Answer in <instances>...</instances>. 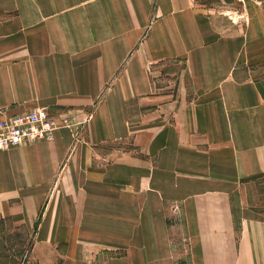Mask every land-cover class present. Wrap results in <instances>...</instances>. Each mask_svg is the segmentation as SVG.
<instances>
[{
	"label": "crops",
	"instance_id": "1",
	"mask_svg": "<svg viewBox=\"0 0 264 264\" xmlns=\"http://www.w3.org/2000/svg\"><path fill=\"white\" fill-rule=\"evenodd\" d=\"M36 107L74 124L0 150V218L40 264H264V0H0Z\"/></svg>",
	"mask_w": 264,
	"mask_h": 264
},
{
	"label": "built area",
	"instance_id": "2",
	"mask_svg": "<svg viewBox=\"0 0 264 264\" xmlns=\"http://www.w3.org/2000/svg\"><path fill=\"white\" fill-rule=\"evenodd\" d=\"M89 118L90 113H87L82 122ZM72 124L74 123L66 122V120L59 124L44 107H36L31 111L0 118V150L42 139L51 140L55 130Z\"/></svg>",
	"mask_w": 264,
	"mask_h": 264
},
{
	"label": "rangeland",
	"instance_id": "3",
	"mask_svg": "<svg viewBox=\"0 0 264 264\" xmlns=\"http://www.w3.org/2000/svg\"><path fill=\"white\" fill-rule=\"evenodd\" d=\"M28 232L19 230L13 224L0 218V264H40V255L50 257L49 251ZM46 252V254H40ZM55 259L62 260L58 253ZM104 264V261L98 263Z\"/></svg>",
	"mask_w": 264,
	"mask_h": 264
}]
</instances>
